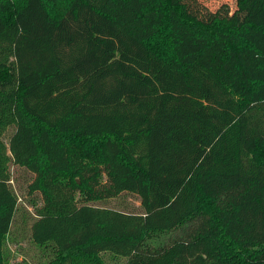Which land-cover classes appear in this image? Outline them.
<instances>
[{
    "label": "trees",
    "instance_id": "obj_1",
    "mask_svg": "<svg viewBox=\"0 0 264 264\" xmlns=\"http://www.w3.org/2000/svg\"><path fill=\"white\" fill-rule=\"evenodd\" d=\"M10 163L37 264H264V0H0V264Z\"/></svg>",
    "mask_w": 264,
    "mask_h": 264
},
{
    "label": "rangeland",
    "instance_id": "obj_2",
    "mask_svg": "<svg viewBox=\"0 0 264 264\" xmlns=\"http://www.w3.org/2000/svg\"><path fill=\"white\" fill-rule=\"evenodd\" d=\"M18 5L23 3V0H15ZM211 10H216L223 3H229L234 6V0H200ZM9 8V13L12 11ZM15 126H10L4 135L5 142H8L10 136L13 133ZM91 142L90 139H88ZM12 174V184L16 189L23 188L24 200L20 199L19 210L17 211L11 230L4 236V259L5 264H20L23 260L29 263L37 264L44 262L47 257H51L53 254L50 252V247L47 245H41L34 243L30 237V226L33 223L36 216L34 215L33 206L27 202L29 194L28 185L33 181L34 175L29 173L26 168L14 165L10 163V169ZM61 177L64 178L65 183L73 185L76 183L81 188L75 191L76 196H85L87 194V187L82 185L81 177L73 172L62 173ZM106 175L101 174L100 179H105ZM41 196L40 191H36L33 196ZM99 202V201H97ZM116 202V203H115ZM100 203H106L108 205H116L119 208L139 210L140 199L132 194H124L117 198H110L101 201ZM109 264L111 260H107Z\"/></svg>",
    "mask_w": 264,
    "mask_h": 264
}]
</instances>
